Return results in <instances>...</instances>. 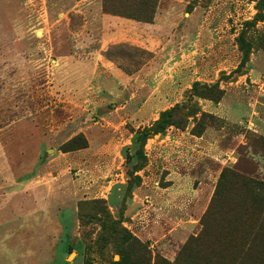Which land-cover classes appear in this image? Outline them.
<instances>
[{"label": "rangeland", "instance_id": "374dc122", "mask_svg": "<svg viewBox=\"0 0 264 264\" xmlns=\"http://www.w3.org/2000/svg\"><path fill=\"white\" fill-rule=\"evenodd\" d=\"M227 170L264 182V0H0V264H183Z\"/></svg>", "mask_w": 264, "mask_h": 264}, {"label": "trees", "instance_id": "16d2710c", "mask_svg": "<svg viewBox=\"0 0 264 264\" xmlns=\"http://www.w3.org/2000/svg\"><path fill=\"white\" fill-rule=\"evenodd\" d=\"M251 23L247 22V24ZM243 51V58L239 64V67L244 64V60L249 52V45L243 41L241 44ZM235 71H238L236 69ZM199 88H203V85L195 83L191 88L193 95L202 93ZM207 89L209 87H205ZM159 125V129L163 128V124ZM146 134L150 133L149 129H144ZM142 133V132H140ZM139 133V134H140ZM233 182L240 190L238 195V201L231 202L227 219H222L221 208L224 204L223 191L226 185L224 182ZM234 180V181H233ZM239 184V185H238ZM223 196V197H222ZM202 232L199 236L191 238V240L183 247L180 254L183 264H192L189 258L192 259L190 250L199 246L201 240H203V246H206L208 253H203L196 258L195 264H211L214 247H221L222 244L228 245V248L239 245L245 247L244 255L253 253L252 260L249 257H244L246 264H264V182L255 178L247 177L243 174L236 173L234 171H225L221 174L217 188L214 192L213 198L209 204V207L202 218ZM214 225L219 232L212 234L210 229ZM242 227L245 231L242 235L234 236L228 233H236ZM225 249H228V248ZM220 250V252L225 251ZM163 264H171L165 260H162Z\"/></svg>", "mask_w": 264, "mask_h": 264}]
</instances>
